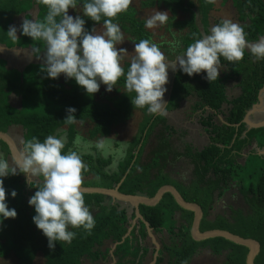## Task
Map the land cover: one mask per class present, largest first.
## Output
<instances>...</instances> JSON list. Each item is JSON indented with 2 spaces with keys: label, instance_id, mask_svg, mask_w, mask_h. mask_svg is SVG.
I'll list each match as a JSON object with an SVG mask.
<instances>
[{
  "label": "trees",
  "instance_id": "obj_1",
  "mask_svg": "<svg viewBox=\"0 0 264 264\" xmlns=\"http://www.w3.org/2000/svg\"><path fill=\"white\" fill-rule=\"evenodd\" d=\"M148 1L151 3L153 0ZM161 1L166 6L174 5L180 9H176L178 12L190 15L189 19L176 24L174 20L178 12L170 19V27L177 25L180 31L177 49L170 53L176 59L195 39L210 34L208 30L211 28L210 15L214 3L208 0H197V3L191 0H160L157 3ZM231 1L238 12L239 23L245 26L247 40L258 42L264 36V0ZM146 4L143 3V6ZM78 5L83 7V0H79ZM35 6L39 7L38 20L42 21L47 8L40 0H0V39L6 36L7 40H11V46L38 47L40 53H35L37 56L45 51L43 41H34L22 33L17 41H13L7 36L5 28L15 16ZM83 20L85 29L91 32L96 25H103L104 18L99 23L86 16ZM221 21L219 19L215 25ZM113 22L119 26L122 24L124 29L120 27L121 31L135 43L142 39L152 41L145 21L138 18L133 7L120 13ZM169 47L166 46V51L170 52ZM43 68L31 65L20 74L0 67L1 132L7 133L13 126H22L25 141L37 137L43 142L47 136L67 127L69 141L62 152L66 154L73 149L75 132L74 123L64 122L68 108L76 109V120L92 124L90 139L110 136L113 128L131 119L133 111L140 110L133 107L131 100L136 94L126 90L122 77L118 82L120 86L115 85L118 96L112 101L107 99L108 103H105L96 98V93L89 95L74 78L61 84L58 78H48ZM128 68L126 64V72ZM220 68L218 80L212 82L205 78L206 72L188 76L179 69L165 112L150 115L145 138L142 134L136 139L117 172L112 174L107 170L110 159L100 155L82 156L88 168L83 173L82 186L114 189L129 172L119 188L120 192L153 197L162 186L170 185L167 177H171L169 166L185 159L193 168L192 177L186 183H176L179 186L175 187L187 202L202 207L204 219L201 231L225 230L258 241L261 252L255 264H264V156L257 154V150H264V128L248 130L242 123L247 112L258 104L259 93L264 87V59H257L246 49L241 61L229 62L221 57ZM38 72H44L45 82H37L35 76ZM11 94L21 96L22 108L12 107L9 101ZM171 112H184L185 118L191 121L190 125L200 128L208 138L207 144L196 147L187 143L188 131L169 124L166 115ZM220 118L232 126L223 124ZM237 124H241L239 128L234 127ZM154 134L156 147L143 161L145 150L143 147L140 151L139 146L142 141L148 142ZM0 145V155L7 160L9 148L2 141ZM248 149L250 153L246 155ZM0 179H3L9 209L17 212L14 219L0 217V259L14 256L17 264H34L38 254H42L44 264H110L109 245L115 243H120L114 251L117 264H135L139 259L140 264H149L150 258L153 259L155 248L146 244L149 236L143 223L139 222L138 231L134 229L130 237L121 243L130 228L129 208H103L100 204L104 199L102 195H84L85 206L90 211L92 207L87 200L100 209L94 216V228L87 231L83 227L73 229L69 226L68 230L76 233L72 242H55V247L49 248L47 237L33 222L35 209L28 203L38 190V182L28 183L26 175L19 170L16 175L9 174ZM13 191L17 193L15 198L11 195ZM232 191L236 192L234 196L241 197L243 207L216 212L223 198ZM140 212L154 234L159 236L161 250L156 264H192L201 250L223 258V264H246L248 249L245 247L222 238L195 242L190 233L194 214L182 210L170 194H166L156 207L141 206ZM178 213H184L186 217H175ZM213 214L215 218L211 219Z\"/></svg>",
  "mask_w": 264,
  "mask_h": 264
},
{
  "label": "clouds",
  "instance_id": "obj_2",
  "mask_svg": "<svg viewBox=\"0 0 264 264\" xmlns=\"http://www.w3.org/2000/svg\"><path fill=\"white\" fill-rule=\"evenodd\" d=\"M40 2L47 8L43 20L25 18L21 27L23 35L44 42L43 69L47 77L56 79L64 74L66 79L74 78L89 95L97 93L101 83L111 92L119 79L124 77L126 90L136 94L131 100L133 107H147L150 114L164 113L167 103L163 97L167 92L168 69L175 71L177 64L188 76L206 72L205 78L212 82L218 80L221 57L229 62L241 61L247 49L257 59H264V36L258 42L250 43L244 25L224 19L210 29V34L190 43L175 62H168L156 43L149 39L140 40L135 43V53L125 72L121 61L128 53L126 49L116 47L124 41V36L119 24L113 21L129 9L132 0H83L86 17L97 23L104 18L102 32L95 28L89 32L83 19L68 15L69 8L75 9L79 0ZM208 2L214 3L215 0ZM168 20V12L155 11L145 21V27L152 29L166 24ZM6 34L13 41L18 40L15 26H10ZM32 51L40 53L38 47ZM75 112V108H68L64 122L77 123ZM111 142L112 139L103 136L95 146L107 151ZM74 143L79 146L81 138L77 136ZM126 143L119 144L123 147ZM64 148L62 137L49 135L43 142L37 137L24 141L15 166L10 167L9 162L0 155V177L16 175L19 169L29 178V182L32 178H43L28 203L35 209L33 222L47 237L49 248H54L55 242H72L76 233L69 231V226L73 229L83 227L87 231L95 226L94 216L85 206L81 191L87 165L75 150L62 154ZM11 195L15 198L17 193L13 191ZM16 216L15 209H9L6 203V190L3 179H0V217L14 219Z\"/></svg>",
  "mask_w": 264,
  "mask_h": 264
},
{
  "label": "crops",
  "instance_id": "obj_3",
  "mask_svg": "<svg viewBox=\"0 0 264 264\" xmlns=\"http://www.w3.org/2000/svg\"><path fill=\"white\" fill-rule=\"evenodd\" d=\"M70 12L74 13V15H73L74 18L76 16H79L81 19H83L84 13H83V7L81 5H77V7L75 9L70 8L68 10V15ZM225 12H227L228 14L226 15ZM219 13L221 15L220 16L221 18H216V19H213V21H212L214 14H219ZM39 14H40L39 7L35 6L33 9L22 12L19 16H15L13 21L9 25L7 24L5 26V28L7 30H9L10 26H15L17 29V37L19 38L21 36V33H22V27H21L22 21L25 18L33 19V20L38 19ZM137 14L139 15V11H137ZM211 14H212V17H211V24L212 25L215 23L214 20H219V19L220 20L230 19L233 22L239 23L238 12L234 8L233 2L231 0H228V1L227 0H215L214 10L211 12ZM98 26H100V25H96L95 29ZM6 38H7L6 36H3L0 39V66H4L5 69L7 71H10L11 73L18 72L20 74L21 73L23 74L24 70L31 65L44 66V60H43V52L44 51H42L40 55L35 56V53L32 51V49H33L32 47H30V46L29 47H22L20 44H16L15 46H11L9 44L11 42V40H7ZM175 60L176 59L171 54L167 55V61L168 62H175ZM124 67H125V65H124ZM179 69H180V67L178 69L176 68L175 71H173L171 68L168 69V77L172 76V80H170L171 86H172V83L174 81L175 75ZM5 78H7V77H5ZM170 89H171V87H170ZM98 93L99 92L96 93V98L98 96ZM100 94H102V93H100ZM169 94H170V90H169ZM169 94H168V97H169ZM107 99H109V98L106 97L105 103H108ZM9 101H10L12 107H14L16 109L22 108L21 96H19L17 94H11ZM166 103L168 105V99H167ZM166 118L169 120L170 125H173V126L175 125L174 127H176L179 130L188 131L189 137H187L185 139V141L187 143L194 144L196 147L197 146H204L207 144L208 138L201 132L200 128L199 129L193 128L192 125H190L191 121L188 120L187 118H185V116H183L181 118L179 117V119H177L176 112H171V113H168L166 115ZM251 120L253 122H259V121L264 120V101L262 102V106L260 107V109L252 115ZM81 124H83V125L88 124L89 125L91 123L87 122V121L84 122L81 120H78L77 123H74V125H73L74 130H75L74 141H75L76 137L79 136L81 138V144L79 146H77L73 142V149L72 150L79 152L81 154V156L92 155L95 157L97 155H100L104 159H110L111 164L107 168V170L112 174L117 172L120 163L126 158L128 151L130 150V147L134 143V136L132 135L131 137L130 136L128 137L125 134H123L124 136L121 137L118 134L112 133L110 136L106 137V138L112 139L111 147L107 151H101V150L97 149L95 145L102 138L98 137V138L90 139V133H91V130L93 129V127L89 128L88 133L86 135L85 132H82V130L79 129L82 126ZM119 126H120V124H119ZM113 131H114V128H113ZM24 132L25 131H24V128L22 126H13L7 132L11 137H13L12 138L13 141H15L18 144L16 146L19 148L20 151L22 150L23 142L25 141ZM155 132H156V130H155ZM54 136L62 137L65 141V147H66V145L68 144V141H69V131H68L67 127H64L62 129H60L59 131H57ZM154 136H155V134H154ZM144 138H145V136H144ZM153 139H154V137H151L148 142L143 141L139 147L140 151L143 147L145 150L143 157H142L143 161L146 159L148 154L152 151V146H150V144H151V141ZM125 141H127L126 145L121 147V145L119 143H123ZM254 147H255V145H254ZM247 151L248 152L246 153V155H249L250 149H248ZM257 151H258L257 152L258 155L264 156L263 155L264 150H261V151L257 150ZM138 152H139V150H138ZM138 152H137V154H138ZM3 158H4V156H3ZM13 161H10V164L14 163ZM181 162H184V165H185V160L182 159ZM134 163H135V161H134ZM9 166L11 167V165H9ZM177 166H178L177 163L169 166L168 173L171 174L170 179H172L176 183H178V182L179 183H186V181H188L186 179V174H183L181 171H179L180 167L177 168ZM18 170L19 169H17V172H18ZM190 171L192 174V171H193L192 167H191ZM128 174H129V172H128ZM27 179H28V183H31L33 181V179H31L29 182L28 177H27ZM173 186H175V185H173ZM82 187H84V186H82ZM98 188H100V187H98ZM232 194H236V192H234ZM84 195H101V194H84ZM102 196H104V195H102ZM87 202H88L89 206L92 207L91 211H92L93 216H95L98 212H100V209H98V207L96 206L95 203H91L89 200H87ZM100 204H101V207H103V208L105 207L109 210L118 209L119 206H121V208H123V207L129 208L128 214H129V217L131 219L130 225H133V230L136 229V231H138L139 222L137 221L135 223V217H131L132 214L134 213L133 207H131L130 205H125V204L116 202V201H114L111 198L106 197V196H104V199L101 201ZM133 230H132V232H133ZM136 231L134 233L135 235H137ZM113 245H109L110 257H111L110 264H117V260L114 258V251L115 250H113ZM151 263H152V260L150 258L149 264H151ZM135 264H140V259Z\"/></svg>",
  "mask_w": 264,
  "mask_h": 264
},
{
  "label": "rangeland",
  "instance_id": "obj_4",
  "mask_svg": "<svg viewBox=\"0 0 264 264\" xmlns=\"http://www.w3.org/2000/svg\"><path fill=\"white\" fill-rule=\"evenodd\" d=\"M157 1H160V0L150 1L151 3H149L148 0H132V4L130 6H131V8L133 7L135 9V11H139L138 18L142 19L144 21H146L148 17L153 15L155 13V11L168 12L169 13V20L167 21L166 24L159 25V26L152 28V29H148V28H146V29L152 34V42L156 43L157 45H159L163 42H165V43L174 42V45H177V43L179 42L178 40H179V36H180V31L178 30L177 25H174V24H176L175 22H180V21H184V20L189 19L190 15H189V13H184V12L182 13V12L176 11L177 7H175L174 5H167L166 6L163 1H161V3H157ZM192 1L197 3V0H192ZM145 2H147V4H146V6H143V3H145ZM131 8L129 7L128 10H131ZM177 10H180V9H177ZM177 12H178V14H177ZM176 14H177V17L174 20V24L172 25V27H170V24H171L170 19L174 18V15H176ZM225 14L227 15L228 13L225 12ZM69 15L73 17L74 13L70 12ZM220 16H221L220 13L214 14L212 21H213V19L221 18ZM84 17H85V15L83 16V18ZM211 17H212V14L210 15V18ZM214 21L216 23V21H218V20H214ZM215 23L213 25L210 24V27L212 28L215 25ZM121 25L122 24H120V27L124 29V27ZM210 29L208 30L209 32H210ZM96 30L98 32H102L103 26L100 25V26L96 27ZM122 33L124 36V41L121 44H118L116 47H117V49L123 48V49L127 50L128 54L125 55L124 59L121 61L123 68L125 65L124 69L126 72V63L128 62L127 66L130 67L129 62L131 61L132 55H134V53H135V42L134 41L132 42V40H131L132 38L130 36H128L124 32H122ZM159 47L161 48L162 52L165 54V56L167 58L168 53H166V49H167L166 45H165V48L163 46H159ZM169 49H170V51L173 52L177 49V47L170 46ZM167 52H169V50ZM0 67L3 68L4 66H0ZM178 68H179V65L177 64V69ZM220 71H221V68H220ZM35 77H36L37 82H39V84L41 82H45L44 72H43V74L41 72H38ZM58 78H59L60 83H65L66 77L64 76V74H61ZM121 79L124 80V81H122V83L125 82L124 77H122ZM170 80H172V76L168 77V83L165 85V87L167 88V92L165 93V95L163 97L165 102H167L169 90L171 87ZM118 82L116 83V85L120 86V84H118ZM39 84L37 85L38 87H40ZM117 89H118L117 86H115V88H113V90L111 92H108L105 90L104 84L101 83L99 91H98L99 93L97 96L98 100H104L103 102H106L105 100L107 97V98H109V100L112 101L114 98H116L118 96L117 95V93H118ZM124 91H126V90H124ZM100 93H102V94H100ZM139 109L140 110L133 111V114H132L133 116L131 119H129L125 123H121L120 126L115 127L113 133L118 134L121 137L124 136L123 134H125L128 137L129 136L131 137L133 135L134 136V142L136 141V139L138 137H141L142 134L145 136L147 134V129H146L147 123L151 119L150 118L151 114L148 113L147 107L139 108ZM183 110H185V108ZM40 112H37V113H40ZM157 115L158 114H156V116ZM183 116H184V112L183 113L176 112L177 119H179V117L181 118ZM81 125L82 126L79 129L82 130V132H85L86 135L88 133L89 128L93 127L92 124H89V125L88 124H84V125L81 124ZM148 128H149V126H148ZM156 132H157V130H156ZM153 137H154V135H153ZM155 143L156 142L153 139L151 141V144H150V146H152V150L156 147ZM141 155H142V153H141ZM183 160H185V159H183ZM10 165L14 166V163H11ZM177 165H178L177 168L180 167L179 171H181L183 174H186V179L189 180L192 177V174L190 171L191 167L189 166V162L187 160H185V165H184V162L178 161ZM248 171H249V169H248ZM167 177H168V181H169L170 185L179 186L178 184H176L175 181L170 179L169 176H167ZM248 182L250 183L251 181H248ZM230 196H233V194H230ZM235 199H237L235 202L236 206L238 204L237 201H239L241 206H243L242 199L240 196H237ZM226 200H227V197L224 198L222 201H226ZM228 203L232 204L233 201L230 199V200H228ZM182 214H184V213H182ZM131 217H135V213H133ZM214 218L215 217H211V219H214ZM154 237H155L156 241L159 243V240H158L159 236H156L154 234ZM147 244L153 245L152 239L150 237L147 241ZM44 263H45V260L43 258V255L38 254L34 264H44ZM0 264H17V260L14 258V256H9L8 258L0 259ZM192 264H223V258L214 256L208 250H201L200 253L194 258Z\"/></svg>",
  "mask_w": 264,
  "mask_h": 264
},
{
  "label": "water",
  "instance_id": "obj_5",
  "mask_svg": "<svg viewBox=\"0 0 264 264\" xmlns=\"http://www.w3.org/2000/svg\"><path fill=\"white\" fill-rule=\"evenodd\" d=\"M173 84L174 83H172V86L170 89L168 102L171 98L170 95L173 89ZM263 95H264V87L261 89L259 93L258 104L254 105L252 109L247 112L244 120L242 121V123L248 127V130L264 128V120L259 121V122H253L251 120L252 115L256 113L262 106V102L264 101ZM220 121L223 124L229 125L225 123L223 118H220ZM241 124H237L234 127L239 128ZM229 126H232V125H229ZM0 141L4 142L8 146L11 156L15 162L20 152V150L16 146L15 141H13L12 137L8 133H3L1 131H0ZM127 175L128 173L125 175V177L121 180V182L114 189H105V188H98V187H82L81 191L84 194H101V195L111 198L112 200L116 202H119L125 205H130L131 207H133L134 213H135V223L138 221L145 225L148 236L152 239V243L155 248V253L153 255V260L151 264H156L159 258V252L161 250V245L160 243L156 241L154 237L153 229L150 227L149 223L146 222L144 217L141 215L140 207L141 206L156 207L163 200L166 194H170L173 197L176 204L182 210H185V211H188L194 214L190 233H191L192 239L195 242H204L207 240L217 239V238L225 239L235 245L247 248L248 254L246 257V264H255V260L261 252V245L258 241L253 240V239H245L229 231L219 230V229L202 232L201 224L204 219V211L202 207L197 203L187 202L182 196V194L173 185L162 186L153 197H146L143 195L122 194L119 188L125 181ZM132 230H133V225H130L128 233L124 236L121 243H123L128 237H130ZM119 244L120 243H115L113 245V250H115Z\"/></svg>",
  "mask_w": 264,
  "mask_h": 264
},
{
  "label": "flooded vegetation",
  "instance_id": "obj_6",
  "mask_svg": "<svg viewBox=\"0 0 264 264\" xmlns=\"http://www.w3.org/2000/svg\"><path fill=\"white\" fill-rule=\"evenodd\" d=\"M133 42V41H132ZM165 45L166 46H173L174 45V42H170V43H165V42H163V43H161V44H159L158 46H163L164 48H165ZM174 52V51H173ZM172 51H170V52H167L166 51V53H168V55H170V53H173ZM129 64H130V62H129ZM105 86V90H106V88H107V86L106 85H104ZM113 88H115V87H113ZM107 91V90H106ZM13 138V137H12ZM16 143V142H15ZM16 145H18L17 143H16ZM1 146V145H0ZM19 149V148H18ZM2 156H4V155H2ZM6 159H7V161L9 162V165H10V161H13V158H12V156H11V153H10V150H9V155L6 157ZM14 162V161H13ZM14 166H15V162H14ZM26 179H27V177H26ZM33 179V181L31 182V183H33V182H39V181H42V179H40V178H32ZM28 180V179H27ZM235 191H232V192H230L228 195H226L225 196V198L227 197V200L226 201H222L219 205H218V208H217V211L216 212H220V213H222L223 211H227V209H235V210H237V209H239V208H241V207H243V206H241V204L239 203V201H237V206L235 205V202H236V200L237 199H235L237 196H234V194H233V196H230V194H232V193H234ZM224 199V198H223ZM232 200L233 201V203L231 204V203H228V200ZM234 199V200H233ZM120 205V204H119ZM119 207H121V206H119ZM217 214V213H216ZM213 216L215 217V214H213ZM212 216V217H213ZM175 217H186L185 216V214H182V213H178V214H176L175 215ZM153 260V259H152Z\"/></svg>",
  "mask_w": 264,
  "mask_h": 264
}]
</instances>
